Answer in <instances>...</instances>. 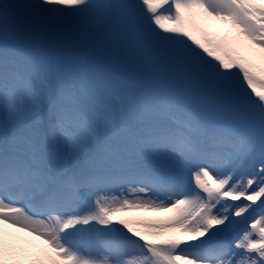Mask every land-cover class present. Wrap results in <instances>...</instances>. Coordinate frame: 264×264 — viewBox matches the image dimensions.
<instances>
[{
  "label": "snow or ice",
  "instance_id": "6c2138e0",
  "mask_svg": "<svg viewBox=\"0 0 264 264\" xmlns=\"http://www.w3.org/2000/svg\"><path fill=\"white\" fill-rule=\"evenodd\" d=\"M0 264H264V0H0Z\"/></svg>",
  "mask_w": 264,
  "mask_h": 264
},
{
  "label": "bare ground",
  "instance_id": "6f19581e",
  "mask_svg": "<svg viewBox=\"0 0 264 264\" xmlns=\"http://www.w3.org/2000/svg\"><path fill=\"white\" fill-rule=\"evenodd\" d=\"M146 215H154V214H146Z\"/></svg>",
  "mask_w": 264,
  "mask_h": 264
}]
</instances>
